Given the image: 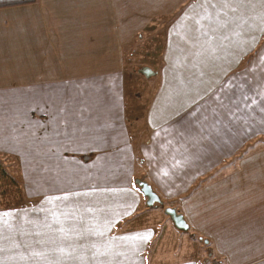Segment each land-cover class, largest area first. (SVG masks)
<instances>
[{"label": "crops", "instance_id": "0c3cea01", "mask_svg": "<svg viewBox=\"0 0 264 264\" xmlns=\"http://www.w3.org/2000/svg\"><path fill=\"white\" fill-rule=\"evenodd\" d=\"M144 39L159 81L128 97ZM0 157L25 186L0 206V264H212L195 236L223 264H264V0L1 9Z\"/></svg>", "mask_w": 264, "mask_h": 264}, {"label": "rangeland", "instance_id": "374dc122", "mask_svg": "<svg viewBox=\"0 0 264 264\" xmlns=\"http://www.w3.org/2000/svg\"><path fill=\"white\" fill-rule=\"evenodd\" d=\"M160 47L161 41H155ZM152 45V41L142 40L137 43L135 48L127 51L126 66H125V82L127 96L138 95L139 97H145L147 94L152 93L155 89V85L159 78H145L141 73L142 70L149 68L151 70H157L158 60L152 55L156 53ZM159 58V56H157ZM2 172L7 176L2 175ZM21 169L16 166V161L12 158L7 159L0 157V206L1 207H18L23 200L24 184L20 177ZM31 189L32 183L29 184ZM27 202V201H26ZM0 207V208H1ZM195 238V239H194ZM192 241L191 252L195 251L196 254L202 256V261L212 262V264H223L222 259L216 256L211 248L208 246L207 241L201 240L198 236H195ZM188 248V247H187Z\"/></svg>", "mask_w": 264, "mask_h": 264}, {"label": "water", "instance_id": "95a60500", "mask_svg": "<svg viewBox=\"0 0 264 264\" xmlns=\"http://www.w3.org/2000/svg\"><path fill=\"white\" fill-rule=\"evenodd\" d=\"M145 78H150L155 75V73L146 68L142 70L141 72ZM140 188L143 196L147 199V205L148 207L152 208L157 204H161V199L158 197V195L153 191L152 187L148 185L147 183H140ZM166 214L171 218L173 221L175 227L182 232H188L189 231V225L185 221L184 217L182 215L177 214L175 210L167 209Z\"/></svg>", "mask_w": 264, "mask_h": 264}, {"label": "trees", "instance_id": "16d2710c", "mask_svg": "<svg viewBox=\"0 0 264 264\" xmlns=\"http://www.w3.org/2000/svg\"><path fill=\"white\" fill-rule=\"evenodd\" d=\"M37 0H0V10L1 9H7V8H13V7H20V6H26L36 3ZM4 176H7L6 173H4Z\"/></svg>", "mask_w": 264, "mask_h": 264}]
</instances>
